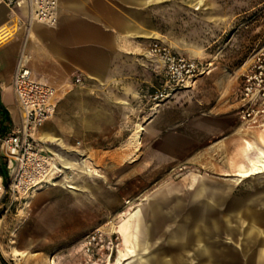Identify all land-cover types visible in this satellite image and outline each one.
<instances>
[{"label":"rangeland","instance_id":"374dc122","mask_svg":"<svg viewBox=\"0 0 264 264\" xmlns=\"http://www.w3.org/2000/svg\"><path fill=\"white\" fill-rule=\"evenodd\" d=\"M171 12L172 19L177 13V29H165L163 22L164 32L172 34L169 43L200 61L206 72L128 127L112 126L107 138L78 135L73 93L83 83L75 77L64 92L57 88L53 119L65 103L70 124L63 132L65 143L85 154L88 167L100 177L81 171L92 193L88 185L74 192L71 180L78 170H71L54 185L5 195L0 201V264H130L142 254L134 234L141 208L160 191L173 190L187 199L203 182L224 197L215 211L222 228L217 262L264 264V235H258L259 230L264 234V173L238 176L264 152L260 98L252 116L242 117L247 75H255L256 60L264 58V0H172ZM82 101L88 104V96ZM238 202L252 209L254 220L235 216L232 208ZM192 214L193 206L183 205L177 223H187ZM122 225L125 236L119 232ZM251 227L257 232L249 234ZM168 249L170 260L176 248Z\"/></svg>","mask_w":264,"mask_h":264},{"label":"crops","instance_id":"0c3cea01","mask_svg":"<svg viewBox=\"0 0 264 264\" xmlns=\"http://www.w3.org/2000/svg\"><path fill=\"white\" fill-rule=\"evenodd\" d=\"M171 10L172 0H59L56 26L34 23L28 28L24 13L12 10L0 0V99L12 119L11 130L21 123L13 79L23 51L31 56L34 76L62 92L76 76L84 78L73 93L74 125L80 138L88 133L107 138L112 126L128 127L143 112L157 110L162 104L154 102L150 95L164 82L163 65L149 49L156 41L171 45V32L163 30V22L168 24L165 29H177V13H173L172 19ZM85 96L88 104L82 101ZM64 107L65 103L60 104L58 117L41 129L40 138L47 143L57 163L64 166L65 175L78 170L71 180L74 192L81 193L79 189L88 185L92 193L93 186L80 174L87 170L93 174L86 155L67 146L63 138L70 125ZM250 168L243 167L238 176L250 178L264 173L241 175ZM199 189L201 193H212L205 182ZM244 205L238 202L233 206L235 216L241 221L254 220L252 209L246 210ZM119 232L125 236L126 226L122 225ZM234 232L230 230L229 234L233 236ZM250 232L257 229L251 227ZM258 235L264 234L259 230ZM261 251L264 254V243ZM140 259L144 262V258Z\"/></svg>","mask_w":264,"mask_h":264},{"label":"built area","instance_id":"2783aa9c","mask_svg":"<svg viewBox=\"0 0 264 264\" xmlns=\"http://www.w3.org/2000/svg\"><path fill=\"white\" fill-rule=\"evenodd\" d=\"M12 10H20L27 17L28 28L34 23L56 26L59 18V0H2ZM149 53L162 65L164 82L150 95L156 102L168 100L179 90L193 86L206 72L203 64L191 59L171 45L161 41L151 44ZM31 56L25 51L19 57L13 79L16 103L21 113V123L6 135H0V201L7 195L30 194L37 188L54 185L62 170L40 138L41 129L51 121L58 109L57 89L34 76ZM255 75H247L244 100H247L243 118L251 117L253 105L264 103V58L255 63ZM78 83L84 78L76 76ZM78 145H81L78 142ZM5 160L8 183L2 175L1 161ZM94 240L96 237L93 238Z\"/></svg>","mask_w":264,"mask_h":264},{"label":"water","instance_id":"95a60500","mask_svg":"<svg viewBox=\"0 0 264 264\" xmlns=\"http://www.w3.org/2000/svg\"><path fill=\"white\" fill-rule=\"evenodd\" d=\"M172 200L171 208H166ZM223 202L222 195L201 193L199 187L187 199L177 196L173 190L158 192L141 208L137 247L142 254L130 264H219L216 240L222 228L218 223L221 216H216L215 211ZM187 203L193 206V214L187 223H177L180 210ZM165 222L169 226H164ZM160 242L163 243L159 245ZM172 245L176 253L168 260V247Z\"/></svg>","mask_w":264,"mask_h":264},{"label":"trees","instance_id":"16d2710c","mask_svg":"<svg viewBox=\"0 0 264 264\" xmlns=\"http://www.w3.org/2000/svg\"><path fill=\"white\" fill-rule=\"evenodd\" d=\"M11 127H12V119L10 117L9 112L6 110L0 99V135L8 134L11 131ZM1 165H2V169H1L2 175L4 176L6 182L8 183V170L3 161H1ZM0 258L3 260L2 255H0Z\"/></svg>","mask_w":264,"mask_h":264},{"label":"bare ground","instance_id":"6f19581e","mask_svg":"<svg viewBox=\"0 0 264 264\" xmlns=\"http://www.w3.org/2000/svg\"><path fill=\"white\" fill-rule=\"evenodd\" d=\"M251 166H252L251 170H244L241 175L250 176L252 174L264 172V152L263 151L260 153V155L258 156L256 160H253L251 162ZM62 173L64 174L65 170H62Z\"/></svg>","mask_w":264,"mask_h":264}]
</instances>
